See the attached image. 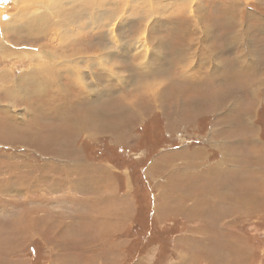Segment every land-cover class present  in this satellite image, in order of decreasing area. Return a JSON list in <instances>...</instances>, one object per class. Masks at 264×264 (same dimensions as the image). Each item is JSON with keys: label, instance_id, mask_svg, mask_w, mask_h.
Returning <instances> with one entry per match:
<instances>
[{"label": "rangeland", "instance_id": "1", "mask_svg": "<svg viewBox=\"0 0 264 264\" xmlns=\"http://www.w3.org/2000/svg\"><path fill=\"white\" fill-rule=\"evenodd\" d=\"M183 161L227 230L184 229ZM0 264H264V0H0Z\"/></svg>", "mask_w": 264, "mask_h": 264}, {"label": "crops", "instance_id": "2", "mask_svg": "<svg viewBox=\"0 0 264 264\" xmlns=\"http://www.w3.org/2000/svg\"><path fill=\"white\" fill-rule=\"evenodd\" d=\"M190 164L186 161H183L180 165H177V173L172 174V189L178 193L179 199H193L198 200L202 205V208L187 206L183 207V225L184 229L195 230L200 232H205L207 230L219 231L221 229L227 230V224L223 223V213L222 211L214 210L211 211L209 208L213 205L212 199L216 197L218 184L214 176L209 175V177H204L200 173H194L192 167L190 169ZM201 175V176H195ZM198 183H205L198 185ZM177 186V187H176ZM224 189V188H223ZM220 190V192L223 191ZM82 199V198H80ZM210 202V204H209ZM184 206V204H183ZM190 223H195L193 226ZM56 228L50 226L49 233L46 232L45 236H52V242H56L59 237L53 236L52 231ZM66 229V228H65ZM95 232L96 237H100L99 229H92ZM65 231V230H64ZM205 236V234H203ZM210 235V233H209ZM206 237V236H205ZM209 237V236H208Z\"/></svg>", "mask_w": 264, "mask_h": 264}, {"label": "bare ground", "instance_id": "3", "mask_svg": "<svg viewBox=\"0 0 264 264\" xmlns=\"http://www.w3.org/2000/svg\"><path fill=\"white\" fill-rule=\"evenodd\" d=\"M196 13H197V15H198V18H199V21L202 19V14H201V10L198 8L196 11H195ZM43 19V18H42ZM11 24V23H10ZM56 27H60V25L59 26H56ZM61 28H63V27H61ZM60 28V29H61ZM103 28V27H102ZM62 30V29H61ZM69 31V30H68ZM65 33V32H64ZM54 34L55 35H57V34H59L58 33V31H57V33L56 32H54ZM67 34H71V36H72V33H70V32H66V35ZM60 35V37H61V34H59ZM15 37L17 36V35H14ZM59 37V36H58ZM62 37H63V34H62ZM64 37H66L65 36V34H64ZM17 38V37H16ZM62 39V38H61ZM63 42L65 43V40L63 39ZM137 47H135V51H140V52H142V51H144V53H147L148 52V46H146V45H143V44H141L140 42H138L137 43ZM73 49V48H72ZM109 49H110V47H107V48H105V50L106 51H109ZM73 51H75V50H73ZM77 56V55H76ZM110 57V56H109ZM75 58V57H74ZM92 58V57H91ZM91 58H87L86 57V62L89 64V66L90 67H93V66H95V64H94V61H96V60H92L91 61ZM81 61L82 60H80V59H77V58H75L74 60H63L62 61V63H59V65L58 66H56V65H54L52 62H47V63H38V66L40 67V69H38L37 71H35V72H33L32 73V75H28V78L29 79H31L32 78V76L34 75V76H44V74H47V73H50L51 74V76H54V75H56V76H58V78H60V76H61V73H63L64 75H62V77L63 78H66V80L67 81H69V85H75V86H78V85H81L82 83H83V81L82 80H80V76H82L81 75V72L80 71H82L81 69H80V67H79V65H78V63L80 64L81 63ZM108 62V61H107ZM65 64H72V68H68V70H66V68H65V71H63V72H61V70H58V69H55V68H58L59 66H65ZM92 64V65H91ZM81 65V64H80ZM62 69V68H61ZM41 70V71H40ZM65 72H67V73H65ZM80 72V73H79ZM37 73V74H36ZM52 73L54 74V75H52ZM91 75V74H90ZM93 75V74H92ZM55 76V77H56ZM61 77V78H62ZM82 77H88L89 78V75L87 76L86 74H85V76H82ZM25 79H26V77H25ZM92 79V78H91ZM80 80V81H79ZM31 81V80H30ZM29 81V82H30ZM18 82V83H17ZM14 81L12 84L14 85V87L16 88V87H20L19 85H20V80L18 79V81ZM32 82V84L34 83V81H31ZM21 83H24V82H21ZM16 90V89H15ZM13 91V89H12V91H11V89H9L8 90V88H7V90H5L6 91V96H8V97H13V96H15L14 95V93L16 92V91ZM61 90V89H60ZM151 90V89H150ZM61 91H63V90H61ZM228 94V93H227ZM229 95V94H228ZM230 95H231V91H230ZM212 96V95H211ZM217 97V95L215 96V97H212L211 99H213V98H216ZM221 97H222V93H221V95H220V99H221ZM200 100V99H199ZM197 102V101H196ZM196 102H191V104H193V105H196ZM114 107V106H113ZM116 109H118L117 107H114V112H116L115 110ZM94 111V110H93ZM109 112V111H108ZM120 113V112H119ZM173 114H178V112L176 111V108H175V110L173 109ZM97 115L98 114H96V112H88V114H86V118L85 119H83V120H81V118L79 117V118H77V119H73L71 122H70V125L73 127V130H77L78 128H80L81 126H83V125H87V123L89 124V125H87V126H90V123L92 124V125H94V121L97 123V124H101V122H98V119H97ZM110 117V116H109ZM95 127V126H94ZM98 128V127H97ZM102 128H104L103 126H102ZM104 129H106V128H104ZM108 129V128H107Z\"/></svg>", "mask_w": 264, "mask_h": 264}, {"label": "snow or ice", "instance_id": "4", "mask_svg": "<svg viewBox=\"0 0 264 264\" xmlns=\"http://www.w3.org/2000/svg\"><path fill=\"white\" fill-rule=\"evenodd\" d=\"M5 2H6V0H5Z\"/></svg>", "mask_w": 264, "mask_h": 264}]
</instances>
